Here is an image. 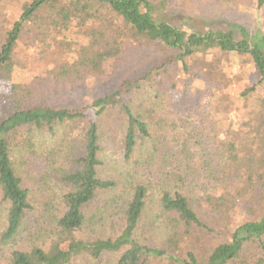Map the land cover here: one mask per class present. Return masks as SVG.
I'll return each mask as SVG.
<instances>
[{
	"label": "trees",
	"instance_id": "trees-1",
	"mask_svg": "<svg viewBox=\"0 0 264 264\" xmlns=\"http://www.w3.org/2000/svg\"><path fill=\"white\" fill-rule=\"evenodd\" d=\"M155 9L149 0H0V82L32 77L0 103V264H264V33L233 24L189 33ZM136 44L143 63L160 48L163 64L134 80L116 75L86 102L84 86ZM215 49L247 56L259 73L239 95L255 102L249 132L220 143L178 124L153 130L154 105L138 98L153 73ZM107 145L123 155L118 179L102 171ZM200 153L211 156L199 175ZM161 155L175 158L174 171L141 177Z\"/></svg>",
	"mask_w": 264,
	"mask_h": 264
},
{
	"label": "rangeland",
	"instance_id": "rangeland-1",
	"mask_svg": "<svg viewBox=\"0 0 264 264\" xmlns=\"http://www.w3.org/2000/svg\"><path fill=\"white\" fill-rule=\"evenodd\" d=\"M149 1L156 8L154 12L156 19L176 25L189 33L206 34L219 30L226 31L232 24L246 27L251 33L258 30L264 33V6H259V0ZM113 21L118 23L116 19ZM124 40L126 43L127 39ZM88 41L89 39L82 35L79 44L87 45ZM137 47V44L132 45L131 48L126 49V53L111 61L100 76L102 82L98 83V79H93L88 83V87L84 86V92L79 95L84 96L87 102L88 97L94 96L96 92H104L116 86L117 76L118 79L122 77L134 80L137 76H142L147 71L145 70L147 67L155 65L160 67L163 64L162 60L158 61L164 55L161 53L160 56V48L149 52L150 59L145 61V64L143 55L139 54L140 50ZM131 50L138 53L132 54ZM144 56L146 60V55ZM186 63L189 67L186 69L181 64L159 68L140 92L138 98L145 102L144 108L154 105L152 107L154 114L151 119L154 120L153 130L157 129L158 124L163 126V122L167 125L171 124V126L178 124L183 126L182 132L186 129L200 131L203 136L210 134L214 142L220 143L249 132L245 125L249 116L257 117L253 113L255 102L251 99L248 106L245 107L239 101V95L259 79V73L250 59L247 56H228L215 49L205 54L196 55L193 59L189 58ZM31 78L30 75L22 74L15 76L11 81L0 82V103L3 98L10 95L13 83L28 82L31 81ZM58 92L60 90L51 93L50 99H59L56 97ZM76 95V99L79 101V96ZM62 98L65 97L61 96ZM104 154L102 157L104 177L120 178L119 173L124 170V163L119 146L116 145L113 148L109 145L105 146ZM209 156H211L209 153H200L196 158L195 168L202 171L199 175L206 173V170H202L200 161H203V157ZM174 162V157L166 159L161 155L156 157L155 167L138 171L141 177L143 173L150 175V172L157 175L159 167H165L166 171L170 172L174 171L176 165ZM37 167L41 169L42 166L37 164ZM129 169L127 164L125 171ZM201 190L202 188L199 187V192ZM218 190H221V187ZM155 201L156 197L151 199L148 215L152 214L153 216ZM203 249L204 247L199 253L202 258L206 255V253L205 255L202 253Z\"/></svg>",
	"mask_w": 264,
	"mask_h": 264
}]
</instances>
